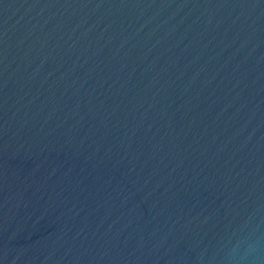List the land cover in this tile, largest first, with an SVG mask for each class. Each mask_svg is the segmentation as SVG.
Wrapping results in <instances>:
<instances>
[{"label": "water", "instance_id": "95a60500", "mask_svg": "<svg viewBox=\"0 0 264 264\" xmlns=\"http://www.w3.org/2000/svg\"><path fill=\"white\" fill-rule=\"evenodd\" d=\"M0 264H264V0H0Z\"/></svg>", "mask_w": 264, "mask_h": 264}]
</instances>
